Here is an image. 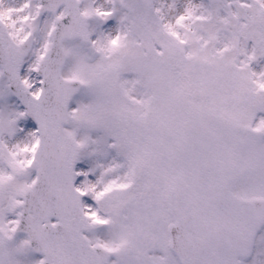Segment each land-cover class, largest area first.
<instances>
[{
    "label": "snow or ice",
    "instance_id": "6c2138e0",
    "mask_svg": "<svg viewBox=\"0 0 264 264\" xmlns=\"http://www.w3.org/2000/svg\"><path fill=\"white\" fill-rule=\"evenodd\" d=\"M0 264H264V0H0Z\"/></svg>",
    "mask_w": 264,
    "mask_h": 264
}]
</instances>
